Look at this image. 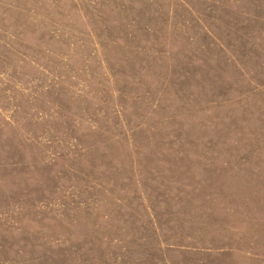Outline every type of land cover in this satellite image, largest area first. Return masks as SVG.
<instances>
[{
    "label": "rangeland",
    "instance_id": "rangeland-1",
    "mask_svg": "<svg viewBox=\"0 0 264 264\" xmlns=\"http://www.w3.org/2000/svg\"><path fill=\"white\" fill-rule=\"evenodd\" d=\"M0 264H264V0H0Z\"/></svg>",
    "mask_w": 264,
    "mask_h": 264
}]
</instances>
